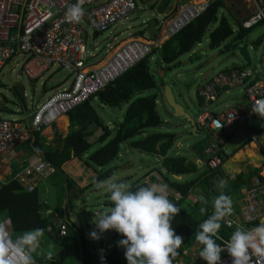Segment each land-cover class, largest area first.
<instances>
[{
	"label": "built area",
	"instance_id": "2783aa9c",
	"mask_svg": "<svg viewBox=\"0 0 264 264\" xmlns=\"http://www.w3.org/2000/svg\"><path fill=\"white\" fill-rule=\"evenodd\" d=\"M76 3L77 0H0V73L8 62L22 59V72L29 79L40 80L59 69L67 75L62 81L67 86L58 88L36 107L31 124L3 120L1 112L4 101L0 95V174L3 156L26 140L29 132L39 133L43 128L56 124L74 108L96 96L135 64L147 58L162 41L173 38L197 20L208 7V1L184 3L173 18L159 21L161 40H131L117 49L114 48L117 44L107 45L109 59L94 63L93 59L97 57L87 48L88 34L83 25H87L95 35L107 32L128 20V16L138 9L137 2L81 0L83 17L79 22H72L65 14ZM262 20L264 6L257 9L253 20L245 27L249 28ZM255 77L256 71L250 70L223 72L199 90L206 107L211 106L222 91L234 86L243 88L246 99L245 104L226 112L215 114L208 110L196 118L198 128L212 138L205 150L206 160L201 161L208 170L218 169L227 160V139L239 130H248L250 123L256 120L264 121L258 113L253 112L254 106L264 102V85L253 82ZM54 172L53 164L33 158L28 159L27 165L16 173L13 180L32 192L40 178ZM176 198L182 199V195ZM55 219L58 222L57 237L65 240L68 237V225L58 215ZM261 220H264V183L257 178L245 192L244 208L241 211L233 209L232 214L225 218L224 226L236 230L238 226L244 228ZM11 259L15 261V255ZM258 261V257L252 256L249 264H258ZM221 264H232L231 257L226 254L221 258ZM259 264H264V261H259Z\"/></svg>",
	"mask_w": 264,
	"mask_h": 264
},
{
	"label": "rangeland",
	"instance_id": "374dc122",
	"mask_svg": "<svg viewBox=\"0 0 264 264\" xmlns=\"http://www.w3.org/2000/svg\"><path fill=\"white\" fill-rule=\"evenodd\" d=\"M161 1L162 0H136L137 6L144 11L141 16H138L136 12H133L128 16V20L117 24L109 31L101 34L95 35L92 30L87 27V25H83L88 34V38L86 40L87 48L92 55L97 57V59H93V62L97 63L106 56V51L109 50L107 45L117 44L114 47L117 49L120 47L121 43L128 40L140 39L144 41H152L148 39L145 29L147 28V22L150 19L155 18L157 21L159 20L158 15L155 13V9ZM181 1L182 0H168L169 3L167 7L163 9V12H165L168 16H172L176 12L175 8L180 5ZM191 1L199 2L198 0ZM250 1L253 0H225L229 13H231L232 16L227 13L225 15H227L229 24L235 31V35L239 29L238 21L241 22L247 19L248 16L253 14L257 8V3L254 1L251 3ZM219 25L220 22L210 28V31L206 33L202 44L196 46L189 54L181 57L178 61V67L176 68L173 66L168 67L162 64L157 55H154L149 59V70L153 75L156 87L145 91L143 96L152 94L157 95L156 110L160 119L166 124H163L160 129L148 131L147 134L166 132L175 133L178 136V140L174 142L173 148L169 150L168 155H188L190 160L195 161L198 158L196 157L198 148L197 143L209 145L211 143V139L204 131L193 133L191 135L186 133L185 127L189 125V122L181 117H173V108L169 106L166 100L162 97L163 88L165 86L172 89L176 102L184 108L187 114L192 115L195 119L199 114L202 112H208V110H211V112L215 114H220L221 112H226V110L236 107L237 104L242 101H244L242 104H245L246 99L244 90H242L240 86H235L223 91L219 99L209 107H206L200 102L197 92L198 89L201 88V86L210 78L218 76L225 70L233 68L247 69L239 51V49L246 44V40L248 52L252 60V67L249 69L252 72L256 69V80L264 85V25L254 27L251 33L248 34L247 39L244 43H241L239 47H235L233 45L234 38H231L221 47L212 49L210 46V35L219 27ZM159 35L160 33L153 40L158 39L160 37ZM257 40L258 43L255 44L254 42ZM21 65L22 59H19L13 63L12 67L7 64L0 73V88L6 98V107L3 110V118L15 121L21 120L24 124H27L28 122L31 124L34 106L37 107L45 98L57 91L58 88L66 87L67 83L62 84V81H64V78H66L67 75L64 71L59 69L52 75L46 74L40 80H32L22 72ZM43 83L50 89L47 94H44L42 91ZM16 84H21L25 87V97H21L19 91L15 89ZM92 105L96 110V113L103 120L104 125L108 126L110 129L115 128L116 125L123 121L127 109V104H123L120 107L103 105L97 97L92 98ZM65 118L68 119V116ZM256 122L261 128H264V121L256 120ZM56 126L63 137L67 136L70 130L68 121L64 119V121L61 122L60 120L59 124ZM95 128L94 132L96 135L92 138H95L98 134L102 133L99 129H97L98 127ZM47 135L50 140H54V132L52 128L47 129L44 132L43 136ZM250 135L257 138V140L252 139L251 141L256 145V147L254 144H250L245 146V148L240 151L239 147L241 146L243 148L242 143L245 141L243 139H247ZM143 136L144 135L137 136L132 139V141L139 140ZM27 137L31 139L30 134H28ZM95 139L93 140L94 145L88 151L90 155L109 141L108 139L104 143H98ZM240 141L243 142L239 145ZM227 147L230 152V159L220 168V171L224 173L225 176L221 177L219 175V180L216 179V181H218L216 186L221 189L226 188V186L223 188L221 187V181H227L225 177L229 175V172L232 173V175L229 176L231 178L234 177V175L243 172L244 169L246 172L248 171V159L259 165L264 163V132L258 135L257 133H253L251 131L248 132L245 130H239L235 133V139L231 141ZM239 153H241L242 156L238 155ZM32 156L33 152L29 147V143L28 141H25L20 143L17 148L13 149L7 155L3 156L1 166L3 169L9 168L11 170H16L17 173V166L23 164ZM81 161H83L81 165L86 168L84 160ZM160 162L161 158L158 154L149 156L148 154L141 153L134 148H129V142H127L121 147L118 159L115 160L108 168L117 167L116 172L114 173L117 182H126L129 186L136 181L139 183L157 182L159 178L162 179L161 181L159 180L160 182L168 184V182L164 180V173L159 170ZM69 167L71 170L70 162ZM199 170L204 171L205 167L200 165ZM262 174H264V172H262ZM72 178L73 181H81L83 177L80 176ZM109 178L98 180L94 185L90 183L91 186L89 188L86 187L87 190L82 191V193L85 192L84 195L79 194L78 197L69 196L71 197L69 200L72 202V211L76 212V214L80 216V220L83 223L82 227L84 228L86 239L91 244L93 243V245L95 244L96 246L99 245L100 242L104 244V249H102L103 251H106L107 248L112 250L116 247L115 243L117 242L118 244V241L115 240L116 232L114 230L105 232L101 235L99 240L91 239L90 233L96 230V226L94 224L97 217L96 214L110 209L113 206L109 199L110 194L97 186L100 181L107 180ZM154 178L156 181H153ZM184 178L187 177L174 176V179L177 181H184ZM51 182L57 183L55 180ZM3 186L2 183H0V188ZM168 186L171 187L169 188V195L174 198L178 197L179 193L176 192L171 185L168 184ZM38 187L41 193L46 187L49 189L50 193L59 192L60 198H63L64 200L67 199L66 190L62 187H57L58 189L53 187L47 180H44L42 184H38ZM191 195L192 197H190V200L192 202H190V205H194L196 196L194 192ZM199 195H201L200 192H198L197 197ZM242 195L243 190L235 192L232 196V202L235 203L236 199L242 197ZM46 207L50 209L55 208L50 202L47 203ZM85 211L93 214L90 217L91 224L89 229L85 226L82 216ZM68 244L70 245L72 243L69 242ZM119 248L122 251H125L123 248ZM195 253L198 252H193V255H189L191 253L188 252V255H185L186 258L184 259L182 258V255H179L180 257H177L178 259L176 258L173 264H206V262L200 258L199 254L195 256ZM73 258L75 257L73 256L72 260H70L68 264H79Z\"/></svg>",
	"mask_w": 264,
	"mask_h": 264
},
{
	"label": "trees",
	"instance_id": "16d2710c",
	"mask_svg": "<svg viewBox=\"0 0 264 264\" xmlns=\"http://www.w3.org/2000/svg\"><path fill=\"white\" fill-rule=\"evenodd\" d=\"M168 3L165 5V8ZM226 13L230 15L225 0H210L208 8L201 14L200 18L192 24H189V26L180 31L172 39L166 41L160 49L152 50L147 59L133 66L124 75L110 83L96 95L103 105L120 107L123 104H127L123 121L116 125L115 128L110 129L104 125L103 120L96 113L92 101H89L68 114L70 131L65 138L60 134L57 126L54 125L52 127L55 136L54 145H47V140L42 136L41 132L35 133L33 138L28 141L29 147L34 154L40 155L42 159L52 163L57 168V172L54 175V180L57 181L55 187H62V184L65 183L66 185L62 188L66 192L70 191L69 196L71 195L72 197H78L79 193L82 194V191L87 189L82 188L76 191L79 187H76L78 184L73 181L72 177H80V175H73L75 170L73 168H78L79 164L74 162L72 170L69 171L68 168L70 167L68 162L71 159L76 158L78 161L84 160L86 167L84 168L86 171L85 175L87 173V175L90 174L89 176H94L92 183L94 185L96 181L109 178L116 172L117 167H108L118 159L121 147L127 142H129V148H134L141 153L148 154L149 156L158 154L161 158L159 170L165 172L164 180L176 192L183 195V199L179 201H176L174 197H169L176 207L180 209L179 214L172 220V226L176 234L183 237V245L178 250L179 255H182L184 251H189L193 246L197 245L194 240V233L198 230L199 224L207 219L208 215H211L213 211L211 206L213 197L219 195L221 191L230 197L235 192L244 190L249 185L251 179L256 176L264 182V174H262L264 172V163L260 166L255 163H249L248 172L237 174L232 179L229 177L231 174L227 175L225 177L227 181L223 186H226V188H218L216 186L218 182L216 179L219 180V175L221 177L225 176L220 170H205L197 174L195 164L187 157L167 155L168 151L174 145L176 134L167 132L147 134L148 131L157 130L163 125V122L156 112L157 95L143 96L145 91L156 87L153 75L149 70V59L152 56L157 55L162 64L176 68L178 67L179 59L189 54L196 46L201 45L206 33L218 22H220L219 27L210 35V46L212 49L221 47L231 38H234L233 45L239 47L241 43H244L254 27L264 25L263 20L251 29H244L243 22L238 21L239 29L235 35V31L230 26L227 15H225ZM254 43L257 44L258 40ZM240 70L238 69V71ZM226 72L230 73L231 70H227ZM42 91L44 94H47L50 89L44 84ZM199 100L201 101L202 99L199 98ZM95 127L102 130L101 136L97 138V142L104 143L108 139L109 141L90 155L88 151L94 145L93 140L90 142V139L94 137ZM249 131L259 135L264 132V128L261 129L259 126H251ZM141 135H144L141 139L132 141V139ZM250 142L251 140H247L245 145ZM198 144L197 150L201 153L203 145L201 143ZM174 175L186 176L187 178L184 181H177L174 179ZM190 176L194 177L190 178ZM141 185H145V183L139 184L136 181L130 185V190L135 191ZM193 192L195 196L200 192L209 201L208 205H206L208 209L207 214H200L199 210L202 205L198 203L196 198L194 205H190V202H192L190 197H192L191 194ZM40 196L41 194H39L38 188L29 193L17 181L11 180L0 189V217L3 216L2 218L11 219L16 233H24L28 230L42 228L44 229V234L48 236L47 230L51 227L52 234H56L57 236V229L50 224L51 221L42 212L44 209L47 210V205L46 203H44L46 206L42 205ZM67 198L71 199V197ZM69 202V206L71 207L72 202L70 200ZM57 213L62 220L67 217L66 212L62 211V209H58ZM92 215L90 212H84L83 215L88 229L90 228V217ZM257 225L258 223L251 227ZM221 229L220 237L224 241L229 240L231 237L230 234L233 231L226 229L224 222H222ZM85 236L84 229H78L65 240H62V242L66 248L72 247L75 252L80 254L83 264H102L101 254L98 253V248H96L95 244H91ZM121 239L123 237L116 233L115 240L119 242ZM54 240L58 241L57 238H54ZM12 241L14 243L13 239ZM69 242L74 246L72 244L69 245ZM216 242L221 247L224 246L222 242L218 240ZM117 247L111 250L109 257L104 258L103 264H127L124 251ZM200 250L201 247L199 246ZM226 254H228L227 251L222 252L221 257H224Z\"/></svg>",
	"mask_w": 264,
	"mask_h": 264
},
{
	"label": "clouds",
	"instance_id": "9594fccd",
	"mask_svg": "<svg viewBox=\"0 0 264 264\" xmlns=\"http://www.w3.org/2000/svg\"><path fill=\"white\" fill-rule=\"evenodd\" d=\"M206 1H208V5H209L210 0H202V1H199L198 3H202V2H206ZM253 1L257 3V8L253 14L248 16V18H247L248 20L245 19V20L241 21V22H243V28L244 29H251L255 25H257L258 23L261 22L260 21L258 23H255L254 25H252L249 28L245 27L246 24L250 23L253 20L254 15L257 12V9L259 7L264 6V1H260V0H253ZM253 1H250V2L253 3ZM189 2H196V1L190 0V1L185 2L184 0H182L180 5L175 8L176 12L172 16L166 15L165 12H163V10H162L163 14L162 13L158 14L159 20L157 21L155 19V21H156V36H155V38L160 33V29L158 27V25H159L158 22L161 19L168 20V19L173 18V16L177 13L179 7L182 4L189 3ZM138 9H140V8L138 7ZM83 14H84V12H83V9L81 7V0H77V3L75 5L70 6L65 15L70 21L79 22L80 19L83 17ZM200 16H199V18H200ZM192 23H190V24H192ZM158 40H161V37H159L156 40L152 39V41H145V42H157ZM168 40L162 41V43L159 46L155 47L154 49H160L162 47V45ZM128 41H131V40H128ZM128 41H126V42H128ZM139 41H144V40L139 39ZM126 42H124V43H126ZM124 43H121L120 46H122ZM154 49H152V50H154ZM150 54H149V56H150ZM147 58H145V59H147ZM108 59H109V56L106 54V56L103 59H101L99 62H103V61L105 62ZM7 64L10 65V67H12V65H13L12 62L11 63L8 62ZM238 69H240V68H233V69H228V70H231V72H232V71H235ZM247 70H250V69L248 68ZM254 71H256V69H254ZM221 73H223V72H221ZM121 76H119V77H121ZM216 77L217 76L212 77L206 83L212 81ZM256 77H257V74H256ZM256 77L253 80V82H259V81H256ZM205 84H203L201 86V88ZM43 85H44V83H43ZM201 88L198 89L197 93H198V97L200 99H202L200 102L204 104L202 96L199 95V90H201ZM230 88H232V87H230ZM15 89L17 90L16 86H15ZM227 89H229V88H227ZM227 89H225V90H227ZM241 89L243 90L242 87H241ZM222 92L218 96L217 100L221 96ZM25 93H26V90H25ZM0 95L2 96L3 101H4L3 109L1 112V118L3 120H7V121H11V122H18V123L23 122L21 120L15 121V120H9V119L3 118V114H4L3 110L6 107V105H5L6 99H5V95L1 91V88H0ZM244 95H245V92H244ZM92 98H96V96H94ZM92 98L90 100H88L87 102L92 101ZM87 102H85V103H87ZM85 103H83V104H85ZM83 104H81V105H83ZM156 105H157V101H156ZM78 107H76V108H78ZM233 108H235V107H233ZM73 110H75V108ZM73 110H72V112H73ZM156 112H157V110H156ZM184 112H185V110H184ZM253 112L258 113L261 118H264V102H261L258 106H254ZM188 115H190V114H188ZM66 116H68V114L65 115L64 117H66ZM190 116H191L193 123H194V126H195L193 133H197V132L202 131L196 125V119L193 118L192 115H190ZM59 121L56 124H53L49 128H43L41 131L42 136L47 129H50L54 125L59 124ZM68 123H69V119H68ZM163 124H166V123L163 122ZM253 124H258V123L256 121L250 123L249 128L251 126H255ZM249 128H248V130H245V131L250 132ZM192 129L193 128L191 126V123L189 122V125L185 127L186 133H188V135L193 134ZM261 129H263V128H261ZM99 131L102 132L101 129H99ZM35 133L36 132H34V133L29 132V134L31 135V139L33 138ZM95 135L96 134H94L93 136H95ZM99 136H101V134H98L95 137L96 139L91 138L90 142L94 139L97 140V138ZM43 137L47 140L46 136H43ZM53 137L55 138L54 135H53ZM65 137H63V138H65ZM208 137L211 139V142H212V138L209 134H208ZM31 139L26 137V140H24L23 142L30 141ZM234 139H235V134L233 137L227 139L226 147ZM252 139L257 140V138H255L253 135H250L247 139L246 138L243 139V140H245L244 143H242L243 141H241L243 148L247 145L254 144V143L250 142L249 144L245 145L247 140L252 141ZM177 140H178V136L176 135L175 141H177ZM47 144L54 145V140L51 143H49L47 141ZM197 145H199V144L197 143ZM209 145H203L201 153L197 150V153L199 155L195 161L190 160L188 155H176V156L187 157L190 161H192L195 164V167L197 169V174H199V173L203 172V171L199 170V166L203 165L201 163L202 160L203 161L206 160L205 150L207 147H209ZM240 148H242V147L240 146L239 149ZM227 149H228V147H227ZM167 155H168V153H167ZM168 156H175V155H168ZM33 158H35V161H40L42 159V158L39 159V155L34 154V153L30 159H33ZM229 159H230V152H229V156H228L227 160L216 170H220V168ZM42 160L46 161L45 159H42ZM73 160H78V159L74 158ZM27 163H28V160L25 161L23 164L17 166L18 167L17 170L18 171L21 170L24 166L27 165ZM252 163H254V162H252ZM204 167H205L206 171H216V170H208L206 168V166H204ZM248 170H249V168H248ZM160 171H162V170H160ZM56 172H57V168L55 167L54 173L48 174L46 177L40 178L39 180L40 181L46 180V178L53 177L56 174ZM162 172L165 173L164 171H162ZM241 173H243V172H241ZM244 173H246V172H244ZM228 174L232 175V173H230V172ZM15 175H16V171H14V173L11 177L12 180H13ZM236 175H234V177ZM193 177L194 176H191V178H193ZM234 177H231L230 179H232ZM257 178L260 179L258 176L253 177L251 179L249 185L245 188V192H246V190H248V188L251 187L254 179H257ZM261 182L264 183L263 181H261ZM225 183L226 182L221 181V187H223L225 185ZM139 184H141V183H139ZM97 186H98V188L103 189L104 191H106L107 193L110 194L109 199L112 202L113 206L110 209H107L105 211L100 212L99 214H96L97 217H96V220L94 223L96 226V230H94L90 233L91 239L99 240L103 233L108 232L110 230H114L121 237H123V239H121L118 242V246L125 250L124 251V257L127 261V264H173V262L176 260V258L180 257L178 250L183 245V237L177 235L175 232V229L172 226V220L176 215L179 214L180 209L178 207H176V205L169 199V197H173V196H169V186L167 183L160 182L159 180H157V182H146L145 185L138 186L136 188V190L133 191V190H130V186L126 182H117L115 174H113V176L110 177L109 179L100 181ZM218 186H219V184H218ZM23 189H24V187H23ZM35 189H37V188L35 187ZM27 192H29V191H27ZM29 193H31V192H29ZM179 194H181V193H179ZM243 195H245V193ZM174 199L176 201L181 200V199H177V198H174ZM182 199H183V195H182ZM243 199H244V196H243ZM196 200H198L202 205L200 210H199L200 214L201 215L207 214L208 209H207L206 205H208L209 201L203 195H199L198 197H196ZM232 204H233V202H232L231 198L229 196L225 195L222 191L220 192L219 195L213 197L212 198V204H211L213 211H212L211 215H208L207 219H205L202 223L199 224L198 230L194 233V240H195L196 244L201 247V250L199 251V256L203 261L206 262V264H221V258H222L221 253L224 251H227L228 255L231 257L232 264H249V261H250L252 256L258 257L259 261H264V220H261L257 226L249 228V229H245L241 226H238L236 228V230L231 234L230 239L227 241H224V242H222L223 239L218 235V233L221 234L222 222H224L225 218L229 217L233 212ZM52 215L54 217V216L58 215V213H56L55 215L52 213ZM4 225L5 224L1 220L0 221V264H36L35 260L33 259V254L37 251V249L40 245V241L44 236V229L36 228V229L25 231L13 243L12 238H10L11 234L9 232H7ZM68 229H69V227H68ZM57 231H58V226H57ZM53 235H54V238L59 239L56 236V234H53ZM218 239H220V240H218ZM217 240L219 242H222L224 244V246L221 247V245L216 242ZM188 252L191 253V251H184L182 253L183 259L186 258L185 255H188ZM98 253H101V261L103 264V260H104L103 250L100 249V251H98ZM13 255H15V257H16L15 261H13L11 259V257ZM259 261H258V264H259Z\"/></svg>",
	"mask_w": 264,
	"mask_h": 264
},
{
	"label": "crops",
	"instance_id": "0c3cea01",
	"mask_svg": "<svg viewBox=\"0 0 264 264\" xmlns=\"http://www.w3.org/2000/svg\"><path fill=\"white\" fill-rule=\"evenodd\" d=\"M198 1H202V0H198ZM260 1H264V0H260ZM221 15V14H220ZM230 15L232 16V14L230 13ZM241 69V68H240ZM227 70H225V72H226ZM214 77V76H213ZM211 79V78H210ZM25 95H26V93H25ZM6 99V98H5ZM244 101H242L241 103H239V104H237V106L238 105H240V104H242ZM35 110H36V106H34V110H33V114L35 113ZM63 119H65L66 121H68V119L67 118H63ZM253 125H255V126H258V124H253ZM260 127V126H259ZM261 128V127H260ZM58 129V128H57ZM193 131H194V129H192V133H193ZM46 138H47V141L49 142V143H51L52 142V140H50V138H49V136L47 135L46 136ZM241 143V141L239 142V144ZM47 145H50V144H47ZM256 146V145H255ZM245 148V147H244ZM244 148H240V151L242 150V149H244ZM198 153L196 154V157H198ZM238 155H240V156H242V154L241 153H239ZM39 159H41V156L39 155ZM74 159V158H73ZM73 159L72 160H70L69 162H70V164H71V170H72V165H73V163L74 162H76V163H78L79 164V166H78V168H73V169H75L74 170V174L73 175H76V176H78V175H80V176H83V178H82V180L81 181H75L76 182V184H78V186H76V187H79V189H76V191H78V190H80V189H82L83 187L84 188H86V187H90V183H93V181H94V176H89V175H85V169H84V167L81 165V161H78V160H75V161H73ZM42 160V159H41ZM48 162V161H47ZM69 162H68V165H69ZM81 162V163H80ZM49 163V162H48ZM249 163H252L251 162V160L250 159H248V162H247V164L249 165ZM256 165H258V166H260L259 164H256ZM17 169H18V167H17ZM69 169V171H70V168H68ZM14 171H16V170H11V169H9V168H5V169H3L2 171H1V174H0V183H2V186L4 185V184H8L11 180H12V174L14 173ZM243 172H246L245 171V169H244V171ZM46 180L49 182V184H51L53 187H55V184L56 183H52L51 181H53L54 180V176L53 177H49V178H46ZM159 180L161 181L162 179L161 178H159ZM44 181V180H43ZM43 181L41 180H38L37 182H36V188H38V190H39V187H38V184H42L43 183ZM56 181V180H55ZM153 181H156V179L154 178L153 179ZM63 183H64V181H63ZM83 186H82V185ZM63 186L64 185H66L65 183L64 184H62ZM5 186V185H4ZM62 186V187H63ZM21 187L23 188V186L21 185ZM55 188H57V187H55ZM169 188H171V187H169ZM1 189V188H0ZM58 189V188H57ZM72 189V188H71ZM69 193H70V191L69 192H66V197H69ZM79 193V192H78ZM85 193V192H84ZM84 193H82V194H80V195H84ZM245 193V189L243 190V194ZM39 194H41V196H40V202L42 203V205L43 206H46L47 205V203L48 202H50V203H52V205L55 207L54 209H50V208H48L47 207V210L46 209H44L42 212H44V214H45V217L49 220V221H51L50 222V224L51 225H53V226H55V228L57 229V226H58V223H57V221H56V219H55V216L53 217V215H52V213L55 215L56 213H57V210L58 209H62V211H65L66 212V214H67V212L68 211H71V212H73L72 211V208L69 206V199L67 198L66 200H64L63 198H60V196H59V192H57V193H50L49 192V189L48 188H44V191L41 193L40 192V190H39ZM169 196H171V195H169ZM232 196L233 195H231L230 196V198H231V200H232ZM243 196L244 195H242V197H240V198H237L236 199V202L234 203L233 202V204H232V207H233V209L234 210H236V211H241L243 208H244V199H243ZM197 197V196H196ZM44 203H46V205H44ZM198 203H200L199 201H198ZM86 212V211H85ZM74 213V215L76 216V217H78L79 218V221H80V229H84L82 226H83V223H82V221L80 220V216L78 215V214H76V212H73ZM84 215V213L82 214V216ZM3 217V216H2ZM2 217H0V221L2 220V222L5 224L4 226H5V228H6V230H7V232H9L10 234H11V238L14 240V242H15V240L19 237V236H21L23 233H16L15 232V228H14V225L12 224V221H11V219H9V218H2ZM83 220H84V218H83ZM63 221H65V222H67V225H68V227L70 228V223H69V221H68V214H67V217H65L64 219H63ZM85 222V221H84ZM255 223H253V224H249V225H246V226H244V228L245 229H249V228H252L251 226H253ZM85 226H86V223H85ZM71 228H72V232H74L75 230H78V229H75V228H73L72 226H71ZM79 229V230H80ZM229 230V229H228ZM221 231H222V229H221ZM229 231H235V230H229ZM47 232H48V236H50V237H48L46 234H44V236H43V238L41 239V241H40V245H39V247H38V249H37V251L33 254V259L35 260V262H36V264H57V262H58V264L60 263V264H68L69 263V261L70 260H72V257L74 256L75 258H73L76 262H78L79 264H83V261H82V258H81V256H80V254L78 253V252H75V250L74 249H72V247L70 248V247H68V248H66L65 246H64V244H63V242H62V240H60V239H58V241H55L54 240V235L52 234V228L50 227V228H48V230H47ZM50 234V235H49ZM219 236H221V234H219ZM230 236H231V234H230ZM222 238V237H221ZM96 246V245H95ZM115 246L117 247L118 246V244H117V242L115 243ZM116 247H114V248H116ZM96 248H98V251H100V249H104V244H102L101 242H100V244L99 245H97L96 246ZM112 248V247H111ZM117 248H119V246L117 247ZM72 249V250H71ZM198 252V253H195V256H197V254H199V246L198 245H195V246H193L192 247V249H191V254H189V255H193V252ZM110 252H111V250H109V248H107V250L106 251H103V256H104V258H106V257H109L110 256ZM50 254V255H49ZM101 254V253H100ZM101 258V257H100ZM58 260V261H57ZM55 261H57V262H55Z\"/></svg>",
	"mask_w": 264,
	"mask_h": 264
},
{
	"label": "water",
	"instance_id": "95a60500",
	"mask_svg": "<svg viewBox=\"0 0 264 264\" xmlns=\"http://www.w3.org/2000/svg\"><path fill=\"white\" fill-rule=\"evenodd\" d=\"M167 2H168V0H162L157 5V7L155 9V13L157 15L162 13V10L165 7ZM136 13H137L138 16H141L144 13V11L141 10V9H137ZM145 33L147 34L149 40H152V39L155 38V36H156V21H155V18H152V19H150L147 22V28L145 29ZM239 51H240L241 57L243 58V60H244V62L246 64V68L247 69L251 68L252 67V60H251L249 52H248L247 40H246V44L242 48H240ZM16 88L19 91L20 96L24 97L25 96V88L21 84H16ZM162 97H163V99L166 100L167 104L173 108V110H174V115L173 116L175 118H180L181 117V118L186 119L188 122L191 123V126L194 129L195 126H194V123H193V120H192L191 116L186 114L184 112V108L175 101V97H174V94L172 92V89L169 88L168 86H165L163 88ZM67 214H68V221H69L70 225L73 228H75V229H80L79 218L76 217L70 211H68ZM71 226L68 229V236H70L73 233L72 232L73 230H72Z\"/></svg>",
	"mask_w": 264,
	"mask_h": 264
},
{
	"label": "bare ground",
	"instance_id": "6f19581e",
	"mask_svg": "<svg viewBox=\"0 0 264 264\" xmlns=\"http://www.w3.org/2000/svg\"><path fill=\"white\" fill-rule=\"evenodd\" d=\"M63 121H64V119L62 118V119H61V122H63ZM64 124H65V123H64Z\"/></svg>",
	"mask_w": 264,
	"mask_h": 264
}]
</instances>
